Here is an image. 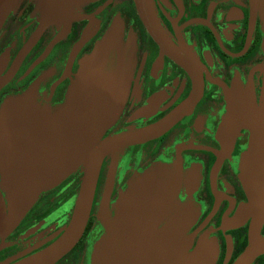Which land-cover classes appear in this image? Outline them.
<instances>
[{"label":"flooded vegetation","instance_id":"af4514ba","mask_svg":"<svg viewBox=\"0 0 264 264\" xmlns=\"http://www.w3.org/2000/svg\"><path fill=\"white\" fill-rule=\"evenodd\" d=\"M154 6L175 47L173 54L152 35L134 0H90L81 6L88 18L74 21L63 39L52 44L58 31L52 25L28 46L38 14L33 0H22L0 31V109L7 98L31 90L52 108L61 105L82 60L119 20L120 45L112 49L105 69L121 74L126 94L104 137L163 120L192 96L195 81L199 94L163 133L118 153L110 212L113 216L112 202L129 182L157 165L164 180L172 178L177 200L198 209V220L188 233H195L190 250L199 237H215L216 264H234L249 245L251 219L238 226L228 225L225 219L236 217L249 199L252 163L247 155L253 139V98L264 130L261 9L253 14L251 0H154ZM92 28L90 37L79 46ZM22 123L19 119L18 124ZM111 163L112 156H106L81 236L53 264H98L96 243L105 233L100 201ZM82 176L78 169L42 192L19 222L0 234V264L32 256L65 232ZM0 199L7 204L1 173ZM260 234L264 239V223ZM250 264H264V253Z\"/></svg>","mask_w":264,"mask_h":264},{"label":"water","instance_id":"95a60500","mask_svg":"<svg viewBox=\"0 0 264 264\" xmlns=\"http://www.w3.org/2000/svg\"><path fill=\"white\" fill-rule=\"evenodd\" d=\"M38 14V25L29 39L33 45L52 25L58 27L52 44L63 39L74 21L88 18L81 6L90 0H33ZM138 12L155 39L170 54L175 47L161 27L154 0H134ZM255 14L259 9L264 19V0H251ZM22 0H0V31L9 15L15 12ZM57 9V20L53 13ZM120 22L117 20L81 62V68L70 84L64 102L52 108L37 100L31 90L22 96L9 97L0 109V173L7 204L0 199V234L11 230L35 203L39 195L58 185L70 173L80 169L82 181L72 218L65 232L50 246L38 253L5 264H53L62 257L81 236L92 208L103 160L112 156V163L100 201V218L105 233L96 243L98 264H204L206 251L198 241L194 254L187 256L193 246L195 233L178 243L169 256H153L161 245V238H151V226L144 222L153 214L154 199L159 193L164 197L169 189L160 174L156 179H145L149 169L133 178L120 193L121 219L110 212V196L114 183L116 157L125 147L145 142L163 133L185 109L194 104L199 85L196 82L192 96L163 120L138 129L104 137L115 121L125 101L126 83L118 71L105 69L113 48L119 46ZM93 28L82 38V45ZM193 69L196 63L187 59ZM252 106L253 139L248 160L252 163V177L247 183L248 202L236 217L225 219L238 226L251 219L249 245L234 264H250L264 253L261 228L264 223V145L260 113L254 98ZM238 121H242L237 111ZM25 121L21 125L18 120ZM154 168V167H153ZM150 168V169H153ZM156 182V187L154 186ZM172 211V210H171ZM148 219V222L150 220ZM170 229L176 222L169 223ZM152 255V256H151Z\"/></svg>","mask_w":264,"mask_h":264},{"label":"rangeland","instance_id":"374dc122","mask_svg":"<svg viewBox=\"0 0 264 264\" xmlns=\"http://www.w3.org/2000/svg\"><path fill=\"white\" fill-rule=\"evenodd\" d=\"M38 102L42 104V101L39 100L37 96ZM264 103V101H263ZM262 113L264 114V106L262 105ZM245 156V155H244ZM154 167V168H153ZM149 169L150 173L146 175L145 179H156L160 172L157 170L156 166H152ZM169 189L168 194L165 197L159 193L158 198L153 197V214L150 218L149 222L148 219L144 222V227L151 226L149 229L151 238H157V234H159V238H161V245L158 247V251L153 253V256H169L170 253L175 249L178 243L183 239V237L188 236L190 229L198 220V209L195 205L186 204L179 202L177 200V196H175L172 192L174 188V182L170 177L165 182ZM154 186L156 187V182H154ZM120 201H113L112 202V210L114 219H121V204ZM195 210H193V208ZM172 210V211H171ZM175 221L176 225L175 228L170 229L168 228L170 225L169 223ZM202 237H199L198 241ZM216 240L215 237H207L203 242V248L206 251V255L208 252V256H206L204 264H216L217 261V247L215 246ZM198 244V243H197ZM197 245L194 249L189 251L187 256L194 254L196 251ZM152 256V255H151Z\"/></svg>","mask_w":264,"mask_h":264},{"label":"bare ground","instance_id":"6f19581e","mask_svg":"<svg viewBox=\"0 0 264 264\" xmlns=\"http://www.w3.org/2000/svg\"><path fill=\"white\" fill-rule=\"evenodd\" d=\"M53 21L57 20V9L55 8L54 13H53Z\"/></svg>","mask_w":264,"mask_h":264},{"label":"crops","instance_id":"0c3cea01","mask_svg":"<svg viewBox=\"0 0 264 264\" xmlns=\"http://www.w3.org/2000/svg\"><path fill=\"white\" fill-rule=\"evenodd\" d=\"M55 108H56V107H55ZM72 173H73V172H72ZM70 174H71V173H70ZM70 174H69V175H70ZM66 177H67V176H66Z\"/></svg>","mask_w":264,"mask_h":264}]
</instances>
